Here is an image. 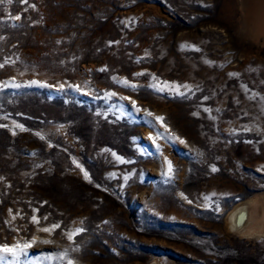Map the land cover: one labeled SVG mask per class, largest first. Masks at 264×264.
<instances>
[{
    "label": "rangeland",
    "instance_id": "374dc122",
    "mask_svg": "<svg viewBox=\"0 0 264 264\" xmlns=\"http://www.w3.org/2000/svg\"><path fill=\"white\" fill-rule=\"evenodd\" d=\"M0 64V264H264L227 224L264 201V0H2Z\"/></svg>",
    "mask_w": 264,
    "mask_h": 264
},
{
    "label": "bare ground",
    "instance_id": "6f19581e",
    "mask_svg": "<svg viewBox=\"0 0 264 264\" xmlns=\"http://www.w3.org/2000/svg\"><path fill=\"white\" fill-rule=\"evenodd\" d=\"M260 201L257 198L247 203L243 202L230 211L227 218L230 233L244 240L264 238V205L261 203L264 201Z\"/></svg>",
    "mask_w": 264,
    "mask_h": 264
},
{
    "label": "snow or ice",
    "instance_id": "6c2138e0",
    "mask_svg": "<svg viewBox=\"0 0 264 264\" xmlns=\"http://www.w3.org/2000/svg\"><path fill=\"white\" fill-rule=\"evenodd\" d=\"M0 2H2V0H0ZM8 2L11 3V0H8ZM23 2L27 3V0H23ZM14 18L17 20L20 19L19 16H16ZM3 66H4L3 64H0V67H3ZM125 83H127V81H125ZM133 87H135V86L133 85ZM176 87L178 88L179 86H176ZM183 87L188 88L189 86L183 85ZM133 104H134V102H133ZM149 115H151V113H149ZM158 119H162V118H158ZM167 163H168V171L171 173L173 171L172 164H171V162H167ZM213 171H216V169L213 168ZM85 175H87V174H85ZM13 219H15V217H13ZM33 220L36 221V217H33ZM36 222H38V221H36ZM58 227H59V225H53L51 229L50 228H43V229H41V231L50 232L53 229L58 228ZM81 231H82V229H76L73 234L69 235V239H72V236L74 234H79ZM31 246H32L31 244H25L23 246V248L26 249V248L31 247ZM19 247H20L19 245L16 246V248H19ZM0 252L6 253V254H11L15 258H18L20 255H27V253L25 251L21 250V252L18 253L15 248L9 247V246L0 247ZM3 260H4V257L0 256V262H2Z\"/></svg>",
    "mask_w": 264,
    "mask_h": 264
}]
</instances>
